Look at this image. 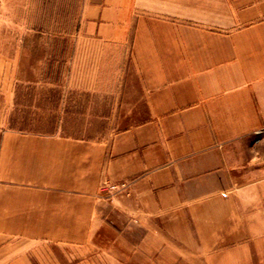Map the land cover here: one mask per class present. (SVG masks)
Here are the masks:
<instances>
[{
  "label": "crops",
  "instance_id": "0c3cea01",
  "mask_svg": "<svg viewBox=\"0 0 264 264\" xmlns=\"http://www.w3.org/2000/svg\"><path fill=\"white\" fill-rule=\"evenodd\" d=\"M78 9L127 47L123 127L0 134V264H264V0Z\"/></svg>",
  "mask_w": 264,
  "mask_h": 264
},
{
  "label": "rangeland",
  "instance_id": "374dc122",
  "mask_svg": "<svg viewBox=\"0 0 264 264\" xmlns=\"http://www.w3.org/2000/svg\"><path fill=\"white\" fill-rule=\"evenodd\" d=\"M85 33L78 0H0V134L121 130L116 115L130 55L126 46L101 50L77 39ZM119 191L99 194L110 205Z\"/></svg>",
  "mask_w": 264,
  "mask_h": 264
},
{
  "label": "built area",
  "instance_id": "2783aa9c",
  "mask_svg": "<svg viewBox=\"0 0 264 264\" xmlns=\"http://www.w3.org/2000/svg\"><path fill=\"white\" fill-rule=\"evenodd\" d=\"M124 187H125L124 184H109V185L102 184L99 190L100 193H107V192L110 193L111 191L112 192L119 191Z\"/></svg>",
  "mask_w": 264,
  "mask_h": 264
}]
</instances>
